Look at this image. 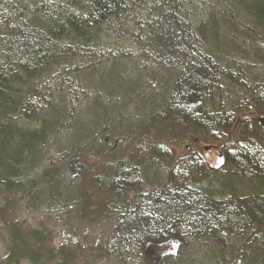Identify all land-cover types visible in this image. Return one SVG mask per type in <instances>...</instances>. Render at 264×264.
I'll return each instance as SVG.
<instances>
[{
    "label": "trees",
    "instance_id": "16d2710c",
    "mask_svg": "<svg viewBox=\"0 0 264 264\" xmlns=\"http://www.w3.org/2000/svg\"><path fill=\"white\" fill-rule=\"evenodd\" d=\"M194 2L0 0V144L3 148L7 143L17 141L15 151L25 149L35 155L33 148L48 137L52 123L42 119L40 107L31 100L41 102L38 87L43 77L56 66L67 64L72 68L73 61L81 64L89 59H93L92 64L95 58L109 59L110 54L118 53L112 69L99 68L95 73L103 87L106 78L113 76L111 84L114 91L119 92L123 89L119 64L125 56L131 58L138 51L145 56L149 48L154 58L163 64H180L183 59L182 66L173 68L169 75V78L173 77V83L165 90L157 87L161 103H166V111L145 116L137 127L128 130L125 137L117 132L114 142L117 170L114 173L108 170L103 152H77L72 158L70 169L78 177L79 198L84 208L87 207L80 214L90 221L107 211L121 213L125 223L136 224L134 234L142 240L166 229L170 232V241H183L185 226L188 236H198L208 230L212 231L210 236L217 238L219 232L234 231L249 242L244 258L234 264H264V146L260 142L255 149H242L222 186L206 183L207 179H213L215 170L190 177V188L174 193H169L165 187L159 194L144 193L123 183L149 162L152 153L161 150L168 155L163 163L168 178H172L173 166L188 155L183 144L199 142L197 135L207 124L215 129L220 112L216 109L217 102L222 95H229L231 85L228 82L236 80L228 78L229 73L225 70H232L230 66L221 68V60L209 59L199 52L193 33L183 34L188 32L189 20L196 18L198 9ZM253 5L254 35L243 31L242 37L255 56L263 59L264 45L258 42L261 40L264 44V0H257ZM77 71L74 70L71 78L80 74L86 91L96 86L94 72ZM220 76L226 84L219 81ZM207 111L212 116L207 115ZM8 115L19 116L29 125L38 123L39 128L31 130L17 122L2 124ZM233 118L230 115L225 120L226 128L233 124ZM101 141L106 144L109 140ZM121 142L124 145L120 147ZM3 156L4 151H1L0 168L3 167ZM243 180L248 186L245 193H240ZM113 181L117 184L109 187L107 184ZM212 189L219 190L222 195L214 198ZM203 195L208 197L204 199ZM233 195L237 198L236 204L228 203ZM138 198H146L149 203L141 208ZM9 232L15 243L31 247L33 254L45 248V241L37 232L22 231L13 223L9 225ZM152 238L144 240L145 251L162 242ZM149 264L157 263L152 260Z\"/></svg>",
    "mask_w": 264,
    "mask_h": 264
},
{
    "label": "rangeland",
    "instance_id": "374dc122",
    "mask_svg": "<svg viewBox=\"0 0 264 264\" xmlns=\"http://www.w3.org/2000/svg\"><path fill=\"white\" fill-rule=\"evenodd\" d=\"M193 1L198 9L196 18L189 20L188 32L183 34L193 33L199 52L209 59L221 60V68L230 66L232 70L225 71L230 81L236 80L228 82L231 85L229 95H222L217 102L216 109L220 112L218 119L214 117L217 120L215 129L207 124L197 135L199 142L183 144L189 157L187 155L173 166L172 178H168L163 163L167 160L166 152H154L147 164L123 182L136 191L159 194L163 187L170 190L169 193L188 190L190 177L196 178L214 167L219 151L225 158V165L206 183L222 186L243 148L255 149L259 142L264 146L263 132L258 124L259 117L264 114V56L258 59L242 37L243 31L254 35L256 16L252 9L257 0ZM258 43L264 45L261 40ZM145 53L141 56L138 51L131 58H122L119 68L123 89L119 92H115L111 84L113 76L106 78L103 87L95 73L99 68L112 69L118 53L110 54L109 59L95 58L92 64L93 59L81 64L73 61L74 68L67 64L56 66L43 77L38 87L42 100L31 101L40 107L42 119L52 123L48 137L33 148L35 155L25 149L15 151L17 141L3 148L0 144V153L4 151L5 156L0 168V264H149L152 260L157 264H234L244 258L249 242L234 231L219 232L217 238L210 236L212 231L208 230L198 236H188L185 226L183 241H170V232L162 229L159 234L146 237L154 236L152 239L162 242L145 251L146 238L142 240L135 235L136 224L125 223L121 213L107 211L90 221L80 214L87 207L84 208L79 198L78 177L70 169L75 154L103 152L108 170L114 173L117 170L114 165L117 132L125 137L145 116H154L167 109L166 103H161L157 87L165 90L173 83L169 75L173 68L182 66L183 59L180 64H163L154 58L149 48ZM75 69L94 72L96 86L86 91L80 74L71 78ZM218 78L227 83L221 76ZM210 113L206 112L212 116ZM230 115L235 120L226 128L225 120ZM1 122H17L31 130L39 128L38 123L29 125L16 115H8ZM102 139L109 141L104 144ZM243 181L240 193L247 190L248 184ZM116 184L113 181L107 185ZM211 192L214 198L222 195L216 189ZM232 197L228 203L236 204L237 198ZM137 202L141 208L149 203L146 198H138ZM10 223L22 231L37 232L45 241V248L33 254L31 247L15 243L9 232ZM137 224L143 227L140 222ZM159 225L161 227V223ZM173 244L177 245L175 251Z\"/></svg>",
    "mask_w": 264,
    "mask_h": 264
},
{
    "label": "water",
    "instance_id": "95a60500",
    "mask_svg": "<svg viewBox=\"0 0 264 264\" xmlns=\"http://www.w3.org/2000/svg\"><path fill=\"white\" fill-rule=\"evenodd\" d=\"M258 124H259L260 128L262 129L263 138H264V114L261 117H259ZM224 163H225V158L223 157L222 153L219 151L218 157L216 160V165L214 167L211 166L210 170L218 171L224 166ZM172 249L175 251L177 249V245L173 244Z\"/></svg>",
    "mask_w": 264,
    "mask_h": 264
}]
</instances>
